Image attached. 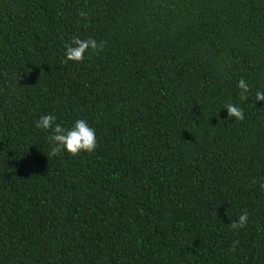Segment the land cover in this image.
Instances as JSON below:
<instances>
[{
    "label": "trees",
    "instance_id": "1",
    "mask_svg": "<svg viewBox=\"0 0 264 264\" xmlns=\"http://www.w3.org/2000/svg\"><path fill=\"white\" fill-rule=\"evenodd\" d=\"M0 264H264V0H0Z\"/></svg>",
    "mask_w": 264,
    "mask_h": 264
}]
</instances>
